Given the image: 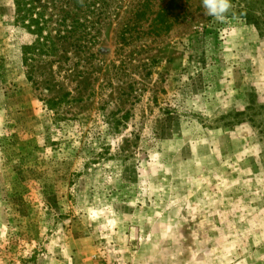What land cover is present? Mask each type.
I'll list each match as a JSON object with an SVG mask.
<instances>
[{
  "label": "rangeland",
  "instance_id": "obj_1",
  "mask_svg": "<svg viewBox=\"0 0 264 264\" xmlns=\"http://www.w3.org/2000/svg\"><path fill=\"white\" fill-rule=\"evenodd\" d=\"M170 1L29 71L0 0V264H264V0Z\"/></svg>",
  "mask_w": 264,
  "mask_h": 264
},
{
  "label": "trees",
  "instance_id": "obj_2",
  "mask_svg": "<svg viewBox=\"0 0 264 264\" xmlns=\"http://www.w3.org/2000/svg\"><path fill=\"white\" fill-rule=\"evenodd\" d=\"M13 4L14 24L29 39L20 46L21 60L27 70L34 71L48 58L68 51L66 45L75 52L90 51L98 38L97 25L118 11L122 0H13ZM145 5L152 4L144 0L141 6ZM170 7H161L150 18L158 21L177 16ZM134 15L149 18L147 13Z\"/></svg>",
  "mask_w": 264,
  "mask_h": 264
},
{
  "label": "clouds",
  "instance_id": "obj_3",
  "mask_svg": "<svg viewBox=\"0 0 264 264\" xmlns=\"http://www.w3.org/2000/svg\"><path fill=\"white\" fill-rule=\"evenodd\" d=\"M204 15L217 22H225L232 9L231 0H200Z\"/></svg>",
  "mask_w": 264,
  "mask_h": 264
}]
</instances>
